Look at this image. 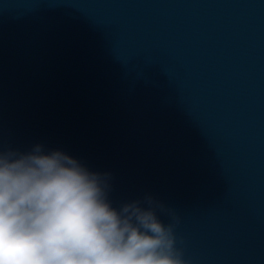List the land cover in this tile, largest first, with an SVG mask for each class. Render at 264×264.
<instances>
[{"label":"water","instance_id":"1","mask_svg":"<svg viewBox=\"0 0 264 264\" xmlns=\"http://www.w3.org/2000/svg\"><path fill=\"white\" fill-rule=\"evenodd\" d=\"M36 146L185 264H264V0H0V152Z\"/></svg>","mask_w":264,"mask_h":264},{"label":"clouds","instance_id":"2","mask_svg":"<svg viewBox=\"0 0 264 264\" xmlns=\"http://www.w3.org/2000/svg\"><path fill=\"white\" fill-rule=\"evenodd\" d=\"M106 188L60 151L0 152V264H185L163 204L117 211Z\"/></svg>","mask_w":264,"mask_h":264}]
</instances>
